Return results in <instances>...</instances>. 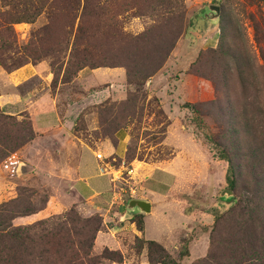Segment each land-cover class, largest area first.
Returning a JSON list of instances; mask_svg holds the SVG:
<instances>
[{"label":"rangeland","instance_id":"obj_1","mask_svg":"<svg viewBox=\"0 0 264 264\" xmlns=\"http://www.w3.org/2000/svg\"><path fill=\"white\" fill-rule=\"evenodd\" d=\"M30 1L18 0L21 4L13 9L0 0V58L9 69L38 62L50 69V93L57 110L71 117L73 125L68 129L60 124L38 134L27 147L0 162V205L12 200L16 211L12 223L27 225L69 211L79 218L99 219L98 241L95 247L94 239L91 254L98 264H110L113 260L103 257L105 248L120 252L113 249L120 246L118 242L131 247L128 228L120 229L115 214L118 206L140 194L145 175L143 188L163 190L169 176L152 169L179 154L176 171L190 184L186 189L191 188L194 197L199 195L201 208L214 216L225 215L211 227L206 256L186 264H249L252 258L264 264V0H131L127 5L123 0H98L99 10L89 15L90 38L76 46L72 42L83 0L77 11L71 0ZM24 7L39 14L32 21L16 22L17 12ZM180 25L181 35L161 68L146 80L130 75L129 81L127 72L135 74L146 56L153 59L144 61L152 68ZM233 51L241 53L242 76L236 71ZM83 56L87 71L98 66L118 68L122 74L113 75V82L83 87L85 79L77 78L79 71L75 73L69 62ZM37 83L33 79L26 87ZM108 88L115 97H94ZM131 93L138 95L136 107L133 114L121 117ZM168 105L171 109L166 112ZM108 108L128 133L122 156L107 157L97 147L107 138L101 132L107 123H102L99 112ZM245 120L250 124L245 125ZM81 144L102 151V165L111 167V177L118 175L113 169L122 167L123 172V164L132 168L131 177L123 172L124 179L110 182L108 175L100 174L96 153L87 147L81 148L75 177ZM222 150L232 158L237 181L225 198L218 197L228 189L225 163L218 156ZM72 181L83 198L94 192L101 197L81 198ZM129 187L135 189L132 196ZM238 200L244 210L240 208V217L234 210L237 224L229 221L228 210ZM197 218L211 220L205 214ZM93 222L96 225L98 220ZM252 230L256 253L248 244L254 237ZM134 243L139 249L141 242L135 239ZM186 249V244L181 245L176 259ZM151 256L152 264L162 260L153 247ZM164 262L170 264L167 258Z\"/></svg>","mask_w":264,"mask_h":264},{"label":"crops","instance_id":"obj_2","mask_svg":"<svg viewBox=\"0 0 264 264\" xmlns=\"http://www.w3.org/2000/svg\"><path fill=\"white\" fill-rule=\"evenodd\" d=\"M120 74L122 72L118 68H94L89 71L83 68L78 72L77 78L80 79L82 77L85 79L83 87H91L99 86L105 81L113 82L115 80L113 75L116 78V75ZM33 79H38L37 85L30 88L26 87L27 82ZM52 79L53 74L42 62L25 63L12 70H5L0 64V109L4 114L16 117L27 114L36 134L35 138L38 137V134L47 133L51 129L59 128L60 124L68 129L73 125V121L70 119L71 117L66 118L65 114L62 115L57 110L56 99L50 93L51 90L49 89ZM151 81L153 82L155 80ZM112 89H115L114 84H112ZM118 95H120V92ZM110 96L115 97V93L108 88V90L97 91L94 97H103V99H106ZM170 109L171 107L168 105L165 110L168 112ZM127 136V130L122 128L116 133L115 138L117 142L115 144L109 138H105L101 141L100 146L97 145V147L102 150L104 149L107 152L106 154H108L107 157L110 155L122 156L126 150ZM26 145L25 147H27ZM82 147L91 148L93 150L92 152L94 154L96 153L94 150L95 146L87 144H81L79 146L75 177L80 168L79 157ZM100 152L104 159V154L102 151ZM103 159H99L101 165ZM177 164H179V154L173 157L165 166L152 169L169 176L170 183L168 185L163 184L165 187L163 190L143 188L142 184L145 181L144 179L147 178V175L143 178L141 192L134 198L149 203V211L143 212L139 208L128 210L127 201L118 206V211L115 214L119 216L120 229L128 228V232L126 233L131 235V247L127 249L125 245L118 242L120 246L114 247L113 249L123 253V260L121 262L111 261L110 264H152L148 259V247L146 243L140 249L135 248L134 241L136 238L144 241H154L161 245L176 264L180 262L186 264L206 256L210 245V231L213 225L214 215L213 212L211 213L206 208L200 207L199 203L201 198L199 195L195 193L194 197V194H191V188L186 189V186H190V184L186 183L185 179L176 171ZM121 169L122 167H119L113 169V171L120 172ZM139 169L141 170V168ZM100 174L108 175L111 182V176L108 173L101 172ZM78 179L80 180L79 177ZM73 182H71V187L77 195L83 198L77 192ZM222 191L219 192L218 197H221L220 194ZM94 197H101V195L98 192H94L83 199ZM108 198L110 199L111 196ZM202 214L210 216L211 220H206V222L198 220L197 217ZM135 215L141 216V230L137 228L132 219ZM126 220L128 221L126 222ZM115 228L117 229V226ZM97 241L98 236L95 239V247ZM105 241L107 240H104V243ZM183 244H186L188 249L185 250V254L183 255H180L179 252L178 259H176L177 250ZM100 245L102 246V244Z\"/></svg>","mask_w":264,"mask_h":264},{"label":"trees","instance_id":"obj_3","mask_svg":"<svg viewBox=\"0 0 264 264\" xmlns=\"http://www.w3.org/2000/svg\"><path fill=\"white\" fill-rule=\"evenodd\" d=\"M1 1L5 4L7 3L8 5L11 4L13 9H16L18 4H21L18 3V0ZM24 1L31 2L30 0ZM71 1L73 2L72 8L74 11H77L79 9L80 0ZM123 1L126 5L129 4L128 2L131 3V0ZM98 10V0H83L79 21L73 36V46H76V44H78L80 41H88L91 35L89 33L91 26L88 25L90 23L89 15L91 12H97ZM17 13L18 15L15 19L16 22L32 21L39 14V12H29L26 7H24V9H20ZM76 16L77 14H75V18ZM181 32L182 27L180 25L174 32V36L172 35L173 38L169 43V46L166 47V50L163 51L160 56H158L157 60H154V65L152 68H149L148 63H144V61L147 59L153 60L151 56H146L143 61L137 64L138 68L135 74H130V71L129 73L127 72L129 81L131 79L130 75L134 76L135 79L142 78L143 80H146L155 74L163 65L170 50L174 47L175 42L181 35ZM162 39L163 38H161V40ZM163 48L165 47L163 46ZM71 56H74V54ZM233 59H235L236 71L239 72V76H242L243 70L241 53L239 51H235L234 53L233 51ZM83 61H86L84 56L80 59L77 58L75 61L69 59V62H73V67H76L75 73L86 66ZM0 64L5 70H12L3 64L1 58ZM95 67L98 66H93L92 68ZM244 89L245 85L241 84V90ZM130 95L131 97H128L126 101H129V105L124 107L122 110L123 115L121 117H128L129 115L133 114L132 108L136 107L135 101L137 100L138 95L132 93L129 94V96ZM184 106L187 107L188 102L184 103ZM112 113L113 112L110 108L101 110L99 112L100 116L102 117V123H107V126L101 128L102 135L109 138L112 143L115 144L113 138H115L118 130L125 127L121 126L119 121H117L118 116H113ZM22 116L24 117L19 120L16 116L4 114L0 109V162L9 157L14 151L35 137V132L32 128L29 117L27 115ZM244 124L248 125L250 123L245 120ZM218 156L225 163V181L227 187L230 190H234L236 188L237 181L234 175L235 170L232 163V158L229 157L225 150H222ZM16 200L13 199V202ZM242 203V200H238L235 206L229 208V221L233 220L237 224L239 223V221H237V217H240L241 211L244 210L241 208ZM234 210H237L238 214H235L237 217H234ZM15 216L16 211L12 204V200L5 201L0 205V264H98L97 256H92L91 249L93 247L95 235L100 228L101 223L99 219H94V217L79 218L77 215L72 214V212L69 211L63 214L51 215L48 218L38 220L31 224L14 225L12 220L15 218ZM223 217L225 218V215L223 214L218 216L215 215L213 219V225H215V223H217L218 220ZM132 219L135 222L137 228L141 230V216L135 215L132 217ZM94 220H98L96 225L93 222ZM78 223H80L79 226ZM211 232L212 231H210V237ZM252 232L250 231V234H252L254 237L253 239H250L248 244L252 252L256 253V251H254L256 247V237L254 230H252ZM136 241L141 242L139 249L144 245V243H146L148 247V259L150 263H153L155 260L151 256V247H153L156 249V251L160 252L162 256V260H157L156 262L163 264L165 263L164 259L167 258L170 264H175L165 249L156 242L144 241L140 238H136ZM184 253L185 252H181V255ZM103 254H105L103 257L116 262H121L123 259L120 252L108 250L107 248L104 249ZM243 259L244 258L242 257V260ZM248 260H250V258ZM248 260L245 259V261ZM256 261H258L257 258H252V261H249V264H256ZM228 264L231 263L229 262Z\"/></svg>","mask_w":264,"mask_h":264},{"label":"built area","instance_id":"obj_4","mask_svg":"<svg viewBox=\"0 0 264 264\" xmlns=\"http://www.w3.org/2000/svg\"><path fill=\"white\" fill-rule=\"evenodd\" d=\"M96 158L97 159H103V157H102V155H101V153L99 152V153H96ZM123 166V168H124V170H123V172L128 176V177H131V173H132V168L131 167H128V166H126V167H124V164L122 165ZM110 168V169H109ZM100 169H101V172H103V173H108L109 172V170L111 171V167L108 165V164H106V165H102L101 167H100ZM117 172V171H116ZM123 172H118V175L115 177H111V181L112 182H115L116 180H120V179H124V177H123ZM130 188V193H131V196H132V194H134V192H135V189L134 188H131V187H129Z\"/></svg>","mask_w":264,"mask_h":264},{"label":"water","instance_id":"obj_5","mask_svg":"<svg viewBox=\"0 0 264 264\" xmlns=\"http://www.w3.org/2000/svg\"><path fill=\"white\" fill-rule=\"evenodd\" d=\"M231 192L230 189H224L220 196L226 197L224 194H229ZM127 208L128 210H133L134 208H139L143 212L149 211V203H147L144 200L136 199V198H130L127 200Z\"/></svg>","mask_w":264,"mask_h":264}]
</instances>
